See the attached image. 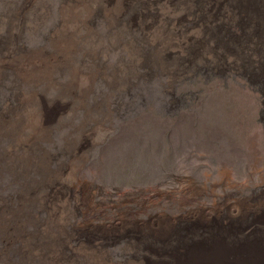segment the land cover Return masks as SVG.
Masks as SVG:
<instances>
[{
	"label": "rangeland",
	"instance_id": "1",
	"mask_svg": "<svg viewBox=\"0 0 264 264\" xmlns=\"http://www.w3.org/2000/svg\"><path fill=\"white\" fill-rule=\"evenodd\" d=\"M151 1L0 0V264H238L264 241V26L210 0L165 54L200 23ZM43 51L53 81L10 64Z\"/></svg>",
	"mask_w": 264,
	"mask_h": 264
},
{
	"label": "bare ground",
	"instance_id": "2",
	"mask_svg": "<svg viewBox=\"0 0 264 264\" xmlns=\"http://www.w3.org/2000/svg\"><path fill=\"white\" fill-rule=\"evenodd\" d=\"M144 1L146 3L149 2L150 4L151 3L153 4V2L151 0H144ZM207 1L208 0H193L192 8H193V11L196 14V16L194 15L192 17V22L196 23V21H197L198 23H200L197 26V27H199L197 30L198 33L195 35H193L192 33L190 35L185 34L184 37L182 36V39H181L182 41H181L180 45H177V43H173V45L167 50H162L161 48H159V50H158L159 52L169 54L171 52H176L177 50L183 51V49L186 47L183 44V42H186L187 40L191 39V41H193V43H196L197 41H199V39H201L202 37H204L206 35L207 25L209 26L210 21L206 20L205 18H202L203 17L202 15L211 14L209 11L212 7L211 1L210 0L208 2ZM99 2H101V1H99ZM206 2L208 3V5L206 4ZM170 3H171V1H170ZM98 4L99 3H97V5ZM152 4L150 6H152ZM205 4H206V6H205ZM218 4H220V3H218ZM165 5L166 4L163 5V3L159 4L161 9H164ZM184 6H188V5H184ZM263 6H264V0H228L226 6L222 9V13H224V16H225V18H222V19H224V20L226 19L229 22H232L233 24H235V23L237 24V22L240 18L239 16H240L241 11L247 12L250 16L252 13H255V15L252 16L253 17L252 19L255 20L256 22L258 20L260 27L263 28V26H264V11L257 12V10L258 9L260 10V8ZM174 8L176 10L178 7L174 6ZM168 10L169 11L172 10V7L168 8ZM165 12H168V11L162 10V11H160V13H157L156 15H154L152 17L154 27H160L164 24H167L168 19L170 18L172 20L171 23L174 25L172 27L171 31L178 30V28L175 27V24L177 21L173 20L172 17L171 16L169 17V15ZM208 18L210 19L209 16H208ZM216 19H218V18H216ZM229 22L227 24H229ZM249 22L250 21H248V23ZM211 25H212V23H211ZM158 30H161V29H158ZM208 31H209V29H208ZM251 31L253 34H257L258 31H260V28H258L254 24H252ZM170 38L175 39L176 42L179 40L174 35H170ZM181 47H184V48L182 49ZM61 62H62V54L61 53L49 54V53L43 51V52H40L39 54H38V52H29L26 55H23V54L17 55L12 59L10 64H12L14 66L16 71H20L21 72L20 74L24 73V74L28 75V77H37V76L43 77L44 79H48L50 81H53L54 80L53 69L56 65L60 64ZM2 64L6 65V63H0V74L2 73V69L6 67V66L3 67ZM38 99H39V95H38ZM23 101H25V100H23ZM34 101L36 102V100H34ZM27 106H29V105H27ZM41 108H42V106H41ZM22 110H24V109H22ZM18 113H19V111H18ZM22 113H24V112H22ZM27 113H28V111H27ZM24 114H26V113H24ZM222 115H223V113H222ZM19 117H21V116H19ZM225 118L226 117L224 116V119ZM42 121L43 120L40 117L39 121H38V127H41L40 123H43ZM19 122H21V120H18L17 123H19ZM221 122H223V121L221 120ZM222 125H223V123H222ZM38 130H40V129L36 128L35 133L38 132ZM39 135H40V133H39ZM34 136H35V134H34ZM30 140L32 141V139H30ZM30 140H28V141H30ZM23 142H21V143H23ZM34 144H36V143L34 142ZM239 205H241V204H236L234 206V208L241 209V206H239ZM64 218H65V215L59 217L58 219H64ZM227 231L229 234H233L234 237L239 236V234L242 233V229H241V227L239 229L238 225L232 226V228L230 230H227ZM214 248L218 249L219 245L215 244ZM205 250L207 252H210L212 250V248H208ZM191 253H193V252H191ZM238 253L243 254L242 256H237L238 257V264H264V257H263V255H264V241H255L252 243H247L245 246H243V249L238 250ZM210 258H211L210 260H212L213 264H221L220 262H214L215 259H213L212 257H210ZM103 259H104V255H103ZM206 259L207 258L202 259V257H194V255H192L191 258L187 259L186 255H184L183 256V264H185V262H191V264H198V263L202 264L203 262H205ZM112 263L113 262H109V261H106L104 259V264H112ZM177 264H179V263H177Z\"/></svg>",
	"mask_w": 264,
	"mask_h": 264
},
{
	"label": "clouds",
	"instance_id": "3",
	"mask_svg": "<svg viewBox=\"0 0 264 264\" xmlns=\"http://www.w3.org/2000/svg\"><path fill=\"white\" fill-rule=\"evenodd\" d=\"M86 196H84V197H81V199L80 200H84V198H85ZM89 197V196H88ZM99 236V234L97 235V237ZM29 259V258H28ZM41 260V259H40ZM41 264H43V262H42V260H41V262H40ZM50 264H52V263H50Z\"/></svg>",
	"mask_w": 264,
	"mask_h": 264
}]
</instances>
